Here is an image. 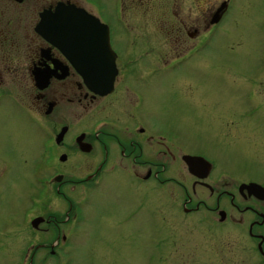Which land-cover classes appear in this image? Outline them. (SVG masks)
Wrapping results in <instances>:
<instances>
[{
	"label": "rangeland",
	"instance_id": "374dc122",
	"mask_svg": "<svg viewBox=\"0 0 264 264\" xmlns=\"http://www.w3.org/2000/svg\"><path fill=\"white\" fill-rule=\"evenodd\" d=\"M80 1L103 22L113 26L114 45L124 56V72H134V77H140V73L144 76L157 70L163 60L176 56L184 59L165 75L170 81L166 88L175 89L176 96L167 90H158L159 85H152L141 107L134 93L138 91L124 90L123 94L102 102L101 106L106 107L102 118L122 120L124 115L127 120L129 114H134L137 120L135 111L141 107L144 110L141 117L150 129H176L177 140L188 152L204 153L215 162L218 170L214 174L223 170L222 175L229 181L248 175L258 163L253 158L259 157L262 161L257 166H264L261 147L264 144L253 143L258 136H264V128H260L264 127V0H235L229 15L210 32L207 45L195 53L191 49L204 38L205 32H199V38L189 37L195 32L190 24L196 23L190 19H198L200 11L207 13L220 0ZM33 5L28 0L26 8ZM18 17L26 23L36 21V15ZM32 25L30 34L35 36ZM129 28L131 32L127 31ZM179 29L183 32L177 37ZM121 31L123 37H120ZM120 39L124 40V51L118 46ZM2 50L6 46H0V53ZM128 61L130 65H126ZM10 80L3 88L20 97L23 94L20 86L24 87L26 82ZM133 88L137 89L138 85ZM10 101L0 102V264H192L195 255L187 251V241L196 228L190 218L182 216V199H175L178 209L174 222L166 219L168 222L155 223L130 186H137V179L128 175H105L102 187L95 190H85L80 184L72 193H67L69 187L65 188L72 199L69 204L61 201L48 186H42L43 177L57 166H51L50 148L47 156L41 154L45 135L42 136L37 107L33 101L30 111L33 120L28 121ZM62 110L71 111L69 107ZM88 119V116L82 118L81 128L89 126ZM127 123L131 129L136 122L128 119ZM118 162L122 163L121 158ZM123 164L128 174L134 170L144 172L133 165L132 159H124ZM58 168L64 173L69 171ZM177 168L183 176L185 164L180 159ZM84 174L82 170L71 179ZM61 188L56 185L55 190ZM142 189L147 199L148 192ZM83 198L86 201L81 202L84 208L80 209V221L74 226L70 220L61 222L67 210L72 216L73 204L80 205ZM44 206L46 213L33 227L30 217L36 211L40 213ZM65 234L68 240L63 242ZM211 238L216 237L211 234ZM28 243L32 244L30 252V245L25 248ZM208 251L209 254L201 256V260L207 257L204 264H220L217 253L215 258Z\"/></svg>",
	"mask_w": 264,
	"mask_h": 264
},
{
	"label": "flooded vegetation",
	"instance_id": "af4514ba",
	"mask_svg": "<svg viewBox=\"0 0 264 264\" xmlns=\"http://www.w3.org/2000/svg\"><path fill=\"white\" fill-rule=\"evenodd\" d=\"M234 1L220 0L207 13L200 11L198 19H190L196 23L190 24L195 32L189 37L199 38V32H205L204 38L192 47V53L207 45L210 32L229 15ZM31 2L34 5L27 9L28 0H0V46H6V50L0 53V102L11 99L10 102L18 106L28 121L33 120L30 116L33 101L37 107L38 116L41 118L42 136L45 135L41 154L43 152L42 156L45 154L47 156L50 148L53 160L51 166H57L51 168L53 170L51 174L43 177L41 185L48 186L54 195L69 204L72 199L67 193H72L77 184L83 186L85 190L88 188L95 190L102 187L105 175L120 174L123 177L128 175L137 179L138 185L130 186L136 196L140 197L144 203L141 206L148 210L155 223L168 222L166 219L174 222L177 218L175 210L178 209L175 199L183 200L182 216L190 218L191 223L195 224L193 227L196 228L195 232L190 233L187 241V251H191V256L195 255V259L191 260L192 264H204L207 257L201 260V256L202 253L209 254L208 249L213 255L217 253V261L220 264H264V166H257L262 160L259 157L253 158L252 161L258 160V163H255L248 175H241L242 177L229 181L222 175L223 170H220L221 174L220 172L214 174V171L218 170L215 162L209 160L204 153L188 152L177 140L176 129H150L141 117L144 112L141 107L145 104V93L152 85L156 87L159 85L158 90H167L173 94L172 96H176L175 89L166 88L170 81L165 75L184 59L176 56L163 60L162 66L157 70L147 72L144 76L140 73V77H134V72H124V56L114 45L113 26L103 22L98 14L84 7L80 0H31ZM58 5L82 9L98 18L107 27L110 49L115 54L116 68L111 93L100 95L89 90L82 81L78 65L72 63L58 47L36 32L40 16L45 12L55 13ZM28 14L31 18L36 15V21L32 22L35 36L30 34L32 23L22 22L25 19L18 17ZM182 29L177 30V37L181 36ZM127 31L131 32V29ZM120 37H123L122 31ZM117 41L120 44L118 46L124 51V40ZM128 47L130 46H125L126 49ZM130 63L126 62V65ZM10 79L13 81L21 79L26 82L24 87L20 86L22 90L20 92L23 93L20 97H16L18 93L12 94L3 88ZM165 79L167 81L164 84ZM172 84L175 85V80ZM134 85H138V88H133ZM124 90L138 91L134 93L138 101H141V107H137L136 110L139 112H135L140 123L134 114H129L127 120H124V115L122 120L102 118L106 108L101 106L102 102L114 98L118 93L123 94ZM65 107H69L71 111L62 110ZM56 108L57 113H54ZM87 116L89 126L81 128V120ZM128 119L136 122L131 125L136 127V130H132L134 127L129 128ZM49 126H52L51 130ZM258 141L264 144V136H258L253 143L256 144ZM261 147L264 149V145ZM257 150L260 149L255 148V151ZM187 156L203 158L210 163V167L206 168L203 165L196 170V174H193L183 161ZM118 158H121L122 163L118 162ZM124 159H132L133 165L144 172L141 174L134 170L132 174L126 173ZM178 159L185 164L183 176L177 172ZM67 165L69 166L66 167ZM79 165L83 167L78 168ZM58 167H65L69 171L65 174ZM82 170L85 172L84 177L71 179L75 173L79 174ZM188 177L190 179L186 180ZM57 182L58 187H62L60 191L55 190ZM145 185L150 188L143 187ZM247 185L253 186L247 189ZM68 187L70 192L66 193L65 188ZM142 188L148 192L147 199L144 198ZM74 193L77 195V192ZM82 201H86V198L79 201L80 205L73 204L72 216L70 217V211L67 210L61 222L70 220L74 226L75 222L80 221V209L83 211L84 208L81 205ZM38 212L30 217V223L46 213L45 206L40 213ZM126 218L124 215V219ZM226 228L231 231L227 232L229 229L224 230ZM69 233L72 234V229ZM211 234L216 238L212 239ZM67 238L68 235H63L62 241L68 240ZM25 248H28L29 252L32 251V244L28 243ZM214 257L213 260H216Z\"/></svg>",
	"mask_w": 264,
	"mask_h": 264
},
{
	"label": "water",
	"instance_id": "95a60500",
	"mask_svg": "<svg viewBox=\"0 0 264 264\" xmlns=\"http://www.w3.org/2000/svg\"><path fill=\"white\" fill-rule=\"evenodd\" d=\"M36 32L78 65L83 83L89 90L100 95L112 92L116 75L115 54L110 49L108 29L98 18L82 9L58 5L55 13L45 12L40 16ZM183 161L193 174L203 165L210 167L200 157L187 156ZM40 221L39 218L33 220V227Z\"/></svg>",
	"mask_w": 264,
	"mask_h": 264
},
{
	"label": "bare ground",
	"instance_id": "6f19581e",
	"mask_svg": "<svg viewBox=\"0 0 264 264\" xmlns=\"http://www.w3.org/2000/svg\"><path fill=\"white\" fill-rule=\"evenodd\" d=\"M225 20V19H224ZM223 22V21H222ZM221 25V24H220ZM47 106V105H46ZM193 173V172H192ZM196 173V172H195ZM58 184V182L55 184V186ZM54 193H55V191H54ZM39 219H41V217L39 218ZM40 223V222H39ZM36 249V248H35ZM34 251L35 250H33V252H32V255H33V253H34Z\"/></svg>",
	"mask_w": 264,
	"mask_h": 264
}]
</instances>
